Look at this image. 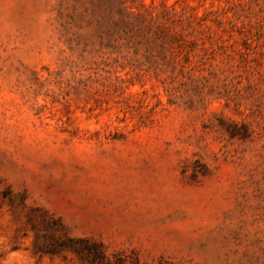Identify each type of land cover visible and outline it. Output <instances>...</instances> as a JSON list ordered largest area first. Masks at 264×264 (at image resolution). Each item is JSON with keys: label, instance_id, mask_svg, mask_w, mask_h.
<instances>
[{"label": "rangeland", "instance_id": "1", "mask_svg": "<svg viewBox=\"0 0 264 264\" xmlns=\"http://www.w3.org/2000/svg\"><path fill=\"white\" fill-rule=\"evenodd\" d=\"M0 264H264V0H0Z\"/></svg>", "mask_w": 264, "mask_h": 264}, {"label": "trees", "instance_id": "2", "mask_svg": "<svg viewBox=\"0 0 264 264\" xmlns=\"http://www.w3.org/2000/svg\"><path fill=\"white\" fill-rule=\"evenodd\" d=\"M90 250V249H89ZM94 252H97L95 249H93Z\"/></svg>", "mask_w": 264, "mask_h": 264}]
</instances>
